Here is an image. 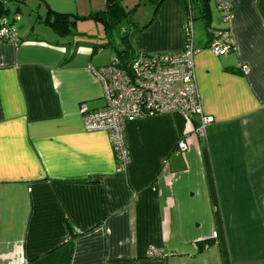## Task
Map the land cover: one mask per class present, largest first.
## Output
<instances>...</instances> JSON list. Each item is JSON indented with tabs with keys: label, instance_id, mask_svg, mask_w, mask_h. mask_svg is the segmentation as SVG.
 Instances as JSON below:
<instances>
[{
	"label": "crops",
	"instance_id": "1",
	"mask_svg": "<svg viewBox=\"0 0 264 264\" xmlns=\"http://www.w3.org/2000/svg\"><path fill=\"white\" fill-rule=\"evenodd\" d=\"M36 1L80 17L105 7ZM138 3L132 49L180 51L186 0H122ZM214 3L213 14L211 0L192 1L191 17L207 4L208 28H225ZM231 3L225 55L208 49L207 30L195 39L191 21L194 78L214 121L202 132L197 116L177 112L127 122L122 173L107 134L84 130L79 112L104 105L92 69L115 52L77 31L57 35L46 13L36 19L50 32L16 21L17 42L0 41V264H264V0ZM150 246L165 255L149 257Z\"/></svg>",
	"mask_w": 264,
	"mask_h": 264
},
{
	"label": "built area",
	"instance_id": "2",
	"mask_svg": "<svg viewBox=\"0 0 264 264\" xmlns=\"http://www.w3.org/2000/svg\"><path fill=\"white\" fill-rule=\"evenodd\" d=\"M192 1L186 0L189 10ZM217 7L227 26L210 30L207 47L215 56H222L234 48L230 26L231 0H221ZM19 18L18 13L12 16L0 14V41L17 42L15 23ZM195 52L192 47L191 19H188L180 51L137 53L126 62L114 56L108 64L92 69L102 83L105 103L93 111L80 103L79 112L84 130H99L107 134L116 162V173H122L128 162V147L124 138V126L127 122L141 117L177 112L188 117L197 116V131L202 132L214 121L211 115L204 113L201 106L194 78ZM241 68L245 70L246 65ZM175 149L177 152L185 151L186 142L179 139ZM212 236H216V232ZM146 254L149 257L165 255L161 249L153 246L147 248Z\"/></svg>",
	"mask_w": 264,
	"mask_h": 264
},
{
	"label": "rangeland",
	"instance_id": "3",
	"mask_svg": "<svg viewBox=\"0 0 264 264\" xmlns=\"http://www.w3.org/2000/svg\"><path fill=\"white\" fill-rule=\"evenodd\" d=\"M214 1L215 0H211L213 14L216 12ZM219 1L220 0H217V3ZM6 6L8 7L10 12H14L16 9H18V12L20 13V24L25 26H27L28 24H33L36 25L37 28L45 29L46 31L50 32V28H48V26H45V24H43L39 20L37 21L36 19V14L45 15L46 13L43 4L38 5V2L36 0H28V2L26 3H23L19 0H7ZM191 7L193 8L194 6L192 5ZM138 9L139 10L136 16L137 18H141L144 16V13L146 11L145 4H141ZM188 11V18L191 19L193 24L194 38L196 39L198 36L201 38L205 37V21L200 16H198L196 9L193 10V19L191 17V8L190 10L188 9ZM130 21H134L133 16H130L129 19H126V21L122 22L120 26L112 29L109 39L111 43L109 45H106V47L104 46L105 49H109L115 52V50L117 49L120 50L124 48V44L121 42V37L124 36V32L130 34L132 28ZM74 31H77L79 33L76 38H79L82 42L87 44L105 45L108 40V38L105 37L106 33L104 31L103 25H101L98 21L92 19H77ZM97 36H99L100 39Z\"/></svg>",
	"mask_w": 264,
	"mask_h": 264
},
{
	"label": "trees",
	"instance_id": "4",
	"mask_svg": "<svg viewBox=\"0 0 264 264\" xmlns=\"http://www.w3.org/2000/svg\"><path fill=\"white\" fill-rule=\"evenodd\" d=\"M6 1L7 0H0V14L2 15H8L6 14L8 12ZM158 3L153 11V16L156 14L158 10ZM138 5L139 3L130 9H126L122 5V0H105L104 9L92 12L88 16H85V17L84 16L80 17L76 15L72 16L67 13H59V12L48 10L46 13V16L42 19V21L43 23L47 24L53 32H55L57 35L61 37H67V36L74 34V27H75L77 19H80V18L82 20L92 19V20L98 21L101 25H103L104 31L106 33L105 37L108 38L106 44L109 45L111 43L109 39L111 36L110 33L112 29L120 26L121 23L126 21V19H129L130 16L132 17ZM206 5L207 4H203L202 6H200L201 8L200 17L204 19L205 21L207 35L209 37V32L211 29L208 28L209 24L207 20ZM152 20H153V17L151 18L149 22H151ZM130 22H131L132 27L137 26L134 23V21H130ZM147 25L148 23L144 26L139 27L138 29H136V31H141ZM15 28L17 31L16 24H15ZM219 29H222V28H219ZM132 34H133L132 32H130V34L127 32H124V36L121 37V42L124 44V48L120 50L118 49L115 50V56H118L122 62H126L128 59H131L137 54V52H135L130 46V39L132 37Z\"/></svg>",
	"mask_w": 264,
	"mask_h": 264
}]
</instances>
